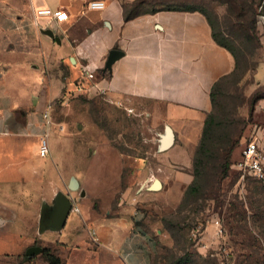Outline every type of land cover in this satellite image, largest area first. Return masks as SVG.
I'll use <instances>...</instances> for the list:
<instances>
[{"label":"crops","instance_id":"0c3cea01","mask_svg":"<svg viewBox=\"0 0 264 264\" xmlns=\"http://www.w3.org/2000/svg\"><path fill=\"white\" fill-rule=\"evenodd\" d=\"M93 1L103 6L92 8ZM140 1L0 0V264H49L40 253L26 256L32 246L51 249L60 264H151L157 254L153 230H159L142 225L132 205L98 212L77 202L75 177L40 201L42 188L52 187L42 182L40 140L54 123L49 114L46 125L42 97L97 92L129 112L145 103L155 125L169 123L174 133L176 127L196 129L195 149L187 155L193 165L213 109L212 88L235 69V57L215 40L201 8ZM43 7L68 18L39 16ZM126 12L134 18L127 20ZM113 49L122 54L107 69ZM182 174L177 182H192V173L189 179ZM11 192L20 194L17 200ZM32 192L40 199L31 201Z\"/></svg>","mask_w":264,"mask_h":264},{"label":"rangeland","instance_id":"374dc122","mask_svg":"<svg viewBox=\"0 0 264 264\" xmlns=\"http://www.w3.org/2000/svg\"><path fill=\"white\" fill-rule=\"evenodd\" d=\"M147 1L153 6L186 3L215 12L219 39L236 58L235 72L220 82L214 97L217 125L208 135L206 152L195 167L188 165L197 132L178 127L174 129L175 150L160 151L170 124L155 125L145 103L129 112L97 92L72 93L55 100L42 97L43 114L48 110L54 122L47 131L50 153L41 160L42 182L52 187L42 188L41 199L34 192L27 197L44 200L75 177L81 184L77 202L98 212L132 205L142 225L159 230L153 233L164 264H264V182L232 167L223 176L227 157H240L245 145L241 141L238 147L242 135L246 139L264 136V9L260 11L264 0ZM50 170H56L53 177L48 175ZM194 171L199 192L184 197L190 182H177L176 175L184 172L189 179L186 173ZM156 179L163 187L149 191ZM19 195L9 193L13 200Z\"/></svg>","mask_w":264,"mask_h":264},{"label":"trees","instance_id":"16d2710c","mask_svg":"<svg viewBox=\"0 0 264 264\" xmlns=\"http://www.w3.org/2000/svg\"><path fill=\"white\" fill-rule=\"evenodd\" d=\"M143 0H141L140 2H142ZM140 2H138V3H135V5H133V9L134 8H137V7H139L140 6ZM192 7V6H191ZM126 9V8H125ZM263 9H264V5H260V11L262 12L263 11ZM203 11V13L205 14V16L207 17V19H208V21H209V23L211 24V26H212V28H213V35H214V38H215V40L220 44V45H222L223 47H225V48H227L229 51H231L230 50V48L226 45V44H224L223 43V41L222 40H220L219 39V37H220V34H219V31L217 30V28H216V24H215V22H214V20H213V17L211 16V14H210V12H207V11H204V10H202ZM134 14H132V13H127L126 12V14H125V18L127 19V20H129V19H131V18H134ZM251 28L252 29H254V27L253 26H251ZM232 52V51H231ZM232 54H233V52H232ZM234 55V54H233ZM235 57V56H234ZM235 61H236V58H235ZM236 67H237V62H236V66H235V69L230 73V74H228V75H226V76H224V77H222V78H220L217 82H215V84H214V86H213V88H212V91H211V98H212V102H213V109H214V107H215V99H214V97L216 96V92L218 91V87H219V85H220V82L223 80V79H226V78H228V77H230L234 72H235V70H236ZM253 103L251 104V109H250V112H252L253 111ZM213 109H212V111L210 112V113H208V115H207V117H206V120H205V123H204V127H203V130H202V134H201V138H200V141H199V143H198V145H197V147H196V150H195V152H194V155H193V167H195L196 166V161H198L197 159H198V157L200 156V154H203V153H205L206 152V141H207V139H208V135L210 134V132H211V130H212V128L213 127H215L217 124H216V122H215V119H216V115H215V112L213 111ZM246 138H245V136H241V138L239 139V141H238V147H239V145L241 144V141H242V143L244 142H246ZM235 149V145H233L232 146V148H230V150H229V154H232V152H233V150ZM230 157H227V159H226V162L224 163V168H223V176H225L226 175V173H227V171H228V168L229 167H232L233 166V164L237 161L236 160V158L234 159V160H230L229 159ZM238 158V157H237ZM199 163H201V160L199 161ZM233 168V167H232ZM196 180H197V174H196V171H194L193 172V180H192V182L190 183V185L188 186V188H187V190L185 191V194H184V197L186 196V195H188V194H194V196L199 192V190H198V186L196 185ZM257 180V179H256ZM257 181H259V182H264V181H261V180H257ZM183 206L184 207H187V205L184 203V198H183ZM196 202V200H194V201H192V203H195ZM186 206H185V205ZM40 255H42L44 258H45V260H47L48 261V263L49 264H60L61 262H62V260L60 259V258H58L52 251H51V249H48V248H43V250H42V252L40 253ZM36 257V255L34 256V257H28L29 259H33V258H35ZM156 260L155 261H151V264H164V261H165V258L162 256V255H159V254H156ZM181 261V259H180V257H178V258H176V262L178 263V262H180Z\"/></svg>","mask_w":264,"mask_h":264},{"label":"built area","instance_id":"2783aa9c","mask_svg":"<svg viewBox=\"0 0 264 264\" xmlns=\"http://www.w3.org/2000/svg\"><path fill=\"white\" fill-rule=\"evenodd\" d=\"M103 3L100 1H93L90 3V7L99 8ZM39 16L52 17L59 21H63L68 18V15L62 10H54L51 8L43 7L37 10ZM89 78H93V72H87ZM44 117L47 119V123H50V117L48 111L44 113ZM50 153V139L49 134L46 131L41 137L39 146V155L45 158ZM233 168H236L242 175L250 176L254 179L264 181V136L252 137L247 139L245 145L241 151L240 157L233 164ZM217 225L218 233H222V228L219 227V222H215Z\"/></svg>","mask_w":264,"mask_h":264},{"label":"water","instance_id":"95a60500","mask_svg":"<svg viewBox=\"0 0 264 264\" xmlns=\"http://www.w3.org/2000/svg\"><path fill=\"white\" fill-rule=\"evenodd\" d=\"M50 35H54L52 31H48ZM122 52L116 49H113L110 51L108 57H107V62H106V68L111 69L113 63L118 59L119 56H121ZM175 142V133L173 129L168 126L166 129V134L162 136L161 140V146H160V151H166L170 147L174 145ZM73 186L77 187L78 182L74 179L73 180ZM162 188V182L159 179H156L149 187V190H159ZM59 218L61 220L64 219L65 215L67 214V206H62L61 209L59 210ZM42 252V248L40 246H32L26 251V256L31 257L36 254H39Z\"/></svg>","mask_w":264,"mask_h":264}]
</instances>
